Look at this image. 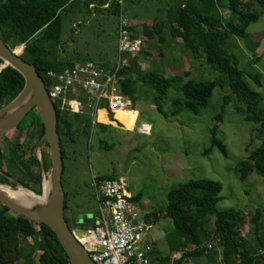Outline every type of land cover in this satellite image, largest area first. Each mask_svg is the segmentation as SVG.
<instances>
[{"label":"trees","instance_id":"16d2710c","mask_svg":"<svg viewBox=\"0 0 264 264\" xmlns=\"http://www.w3.org/2000/svg\"><path fill=\"white\" fill-rule=\"evenodd\" d=\"M128 1V0H127ZM170 2L167 21H157L153 28L143 25V34L148 40L159 38L167 24L172 25V36L181 38L189 53L197 59L205 58L207 64L221 73L220 80L205 82L184 77L167 78L156 72H143L137 58L131 59L130 66L119 73L122 94L135 103L138 85L154 90L153 100L157 111L164 114L163 102L174 84H181L180 91L185 98V107L194 115H199L209 107L216 88L228 89L231 93L224 99V107L235 98L244 107L237 112L244 113L248 123L257 126L255 133L260 147L249 152V157L238 168V177L246 182L253 174L264 178V96L252 90L250 82L262 87L261 77L254 76L239 67V60L225 48L230 38L249 40L248 27L259 21L255 11L257 4L264 10V0H168ZM92 1H84L88 9ZM78 0H0V37L11 50L24 47L22 59L34 65L50 90L52 81L49 72H61L76 66L63 62L54 51L61 46L64 21L77 9ZM227 11L235 21H227ZM120 6L117 1L111 14L118 17ZM90 15V13H87ZM86 13L83 14L85 16ZM145 50H142L144 54ZM141 54V55H142ZM0 59V110L11 104L24 90V77L12 67H3ZM101 67V66H100ZM108 70H115L104 67ZM58 115V132L61 137L63 158L66 153L63 140L76 143L79 135L90 137L95 127L108 130L106 125L94 124L92 114H75L62 111L54 103ZM224 107L216 121L222 122ZM134 110V109H133ZM27 129L16 128L12 140H5L0 147V167L8 176L37 196L43 195V174H49L51 160L49 147L44 141L45 126L37 111H32L27 119ZM218 127L212 130L214 139ZM47 149L43 152V163L36 156L37 146ZM209 154V151H207ZM113 177H99L111 179ZM223 186L211 180H198L180 185L168 196L167 208L159 213L144 215V220L155 225L161 219L173 221L174 229L166 236L168 253L157 259L159 264H171L175 254L183 252L181 261L201 264H217V249L208 252L204 248L202 231L216 220V234L222 248V264H264L260 256L264 252L262 232V210H257L252 218L256 248L250 249L239 238L241 220L234 209L220 210L223 201ZM143 196L134 197L139 205ZM67 199L65 200V209ZM91 226L92 225H87ZM194 248L193 250L191 248ZM153 255H155L153 253ZM0 264H70L55 233L46 225L11 212L0 203Z\"/></svg>","mask_w":264,"mask_h":264},{"label":"rangeland","instance_id":"374dc122","mask_svg":"<svg viewBox=\"0 0 264 264\" xmlns=\"http://www.w3.org/2000/svg\"><path fill=\"white\" fill-rule=\"evenodd\" d=\"M169 4L168 0H126L125 11L130 20L142 21L153 28L157 21H167ZM255 11L260 19L248 27L249 40L230 38L225 48L238 58L240 69L261 77L262 87L252 82L250 84L253 91L264 96V10L256 4ZM224 17L227 21L236 20L227 11ZM74 25L79 26L75 28ZM138 28L140 35L145 37L143 26L138 25ZM171 32L172 25L167 24L157 40L145 38V52L139 58L141 71L156 72L167 78L184 77L189 73L191 79L209 83L221 79V73L214 71L205 58L192 56ZM118 42L119 19L113 14H99L93 20H73L69 16L64 21L61 46L54 53L63 62L75 65L93 62L98 66H116L119 62ZM23 49L18 47L14 51L22 55ZM138 88L133 107L140 114L137 132L95 127L90 137L79 135L76 143L63 140L66 153L63 174L67 199L65 217L69 223H74L71 215L75 213L97 215L98 203L92 191L94 177L126 178L130 194L133 197L143 196L138 205L142 215L164 211L169 203V194L180 185L211 180L223 186V201L219 209L237 211L241 220L239 238L254 250L256 242L252 218L257 210H262L261 237L264 239V178L253 174L243 182L238 177L240 164L249 157L247 151H253L261 145L255 138L257 126L246 122L244 113L237 112V107L242 112L244 107L235 98L224 107V99L231 92L218 87L213 92L209 107L199 115H194L185 107L181 84H174L162 104L164 114H161L154 106L155 91L142 84ZM223 107V120L216 121ZM83 112L91 114L92 111L84 107ZM137 118L138 113L135 111L120 112L117 116L127 130L135 128ZM96 119H99V114H96ZM30 122L26 118L18 128L27 129ZM146 125L150 126L152 133L147 134L142 129ZM215 127H218V133L214 139L211 133ZM16 133V129L8 132L0 140V147L4 148L5 140H12ZM43 152L48 151L40 148L36 152L41 160ZM44 175L46 178L49 176ZM18 186L21 185L13 182L0 167V187L17 190ZM91 229V226L71 225V230L79 237ZM173 229L174 224L170 219L163 218L154 225L149 239L154 238V247L161 256L169 251L166 236ZM157 232L159 234L154 236ZM201 235L204 248L215 245L218 257L222 258L223 250L217 240L215 218L211 219ZM260 256L264 260V252Z\"/></svg>","mask_w":264,"mask_h":264},{"label":"built area","instance_id":"2783aa9c","mask_svg":"<svg viewBox=\"0 0 264 264\" xmlns=\"http://www.w3.org/2000/svg\"><path fill=\"white\" fill-rule=\"evenodd\" d=\"M126 0H117L120 6L119 19V62L115 70H108L93 62L66 68L61 72H49L52 86L48 94L53 103L62 111L81 114L84 107L91 109L94 116L106 108L111 114L130 113L134 104L121 91L119 73L130 66L131 59L137 58L145 46L140 29L127 16ZM92 191L98 203L92 229L75 239L84 248L95 264H159L153 256L154 247L149 239L153 225L144 220L134 197L128 190L126 178L99 179L94 177ZM215 245L206 247L208 252ZM184 253L174 255L172 263L181 261ZM220 258V256H219ZM217 264H222V258ZM185 264H197L188 261Z\"/></svg>","mask_w":264,"mask_h":264},{"label":"water","instance_id":"95a60500","mask_svg":"<svg viewBox=\"0 0 264 264\" xmlns=\"http://www.w3.org/2000/svg\"><path fill=\"white\" fill-rule=\"evenodd\" d=\"M0 59L4 61V68L8 66L12 67L25 79V87L22 93L11 104L0 110V140L8 132L16 129L35 110L45 126L44 141L49 147L51 160V170L48 178L43 174V195L38 196L44 197L45 181L48 180L51 185V192L49 199L44 205L32 210L24 205L17 204L5 196L1 189L0 203L11 212L30 219L37 225L44 224L48 226L55 233L70 264H95L75 239L73 231L65 217L66 195L63 188L64 158L61 137L58 132V115L57 109L45 87V83L36 67L23 60L19 53L11 50L1 37ZM39 149L40 144L37 146V150ZM39 160L43 163V160L40 158ZM11 180L16 182L13 179ZM78 223L93 225L94 217L90 214L79 215Z\"/></svg>","mask_w":264,"mask_h":264},{"label":"crops","instance_id":"0c3cea01","mask_svg":"<svg viewBox=\"0 0 264 264\" xmlns=\"http://www.w3.org/2000/svg\"><path fill=\"white\" fill-rule=\"evenodd\" d=\"M80 1V4L79 6L77 7V9L70 15L71 18L74 20V19H86V20H93L95 18H97V16L99 14H103V13H109L111 14V8L113 6V4L117 1V0H78ZM84 1H92V3L90 4L89 8L88 9H85V4H84ZM86 13L85 16H83V14ZM87 13H90L87 14ZM135 25H144L145 23L142 22V21H138V20H131ZM77 26L79 25H74V27L76 28ZM171 29V28H170ZM167 30V29H166ZM152 40H157V38L155 39H152ZM177 41L179 42H182L180 44H183V41L181 38H178L177 37ZM178 42V43H179ZM146 45V43H145ZM146 48V47H145ZM141 56V55H140ZM141 62V61H140ZM139 62V63H140ZM100 66V65H99ZM101 67H107V68H112L113 66H101ZM137 112L138 113V118H137V122H136V125H135V128L133 130H127L123 125L122 123L117 119V116L118 114L120 113H116V114H111L106 108H103L101 110H99L96 114H99V119H96V114H94L95 116V119H94V124H97V125H106V126H109L111 129H114V130H119L122 132H126V133H135L137 132V125H138V121L140 119V114H139V111L137 110H133L131 112ZM130 112V113H131ZM123 113V112H122ZM101 114H104L103 116ZM144 130H146L147 134H149L151 132V129H150V126H143ZM143 130V131H144ZM152 133V132H151ZM85 215V214H84ZM94 217V216H93ZM154 227V225H153ZM159 233H155L154 236H157ZM151 242L153 244V247H154V238L153 240L151 239ZM154 259L157 261V259L159 257H161V254L155 249L154 247Z\"/></svg>","mask_w":264,"mask_h":264},{"label":"bare ground","instance_id":"6f19581e","mask_svg":"<svg viewBox=\"0 0 264 264\" xmlns=\"http://www.w3.org/2000/svg\"><path fill=\"white\" fill-rule=\"evenodd\" d=\"M102 116L104 114H101ZM1 191L5 196L13 200L19 205H24L32 210L39 208L41 205H44L49 199L51 192L50 182L45 181V195L44 197H38L34 193L28 191L23 186H18L17 190H14L12 187H0Z\"/></svg>","mask_w":264,"mask_h":264},{"label":"flooded vegetation","instance_id":"af4514ba","mask_svg":"<svg viewBox=\"0 0 264 264\" xmlns=\"http://www.w3.org/2000/svg\"><path fill=\"white\" fill-rule=\"evenodd\" d=\"M66 210H67V207H66V209H65V212H66ZM83 215H84V214H83ZM71 216H73V217H72V220H73L74 223H69L68 219L66 218V220H67V222H68L70 228H71V225H72V224H74V225H76V226H81V227H82V226H87V225H85V224H79V223H78V216H79V214H76V213H75V214H73V215H71Z\"/></svg>","mask_w":264,"mask_h":264}]
</instances>
